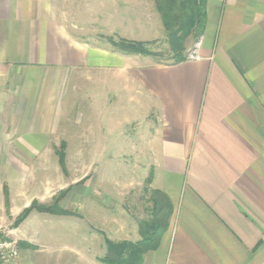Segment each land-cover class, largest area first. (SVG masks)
<instances>
[{"label":"crops","instance_id":"0c3cea01","mask_svg":"<svg viewBox=\"0 0 264 264\" xmlns=\"http://www.w3.org/2000/svg\"><path fill=\"white\" fill-rule=\"evenodd\" d=\"M109 9L110 25L126 21L119 4ZM72 15L67 0H0V153L55 152L68 128L69 77L91 78L78 125L108 116L110 129L107 140L101 132L82 140L83 151H116V135L138 125L151 189L172 208L142 264H264V0H205L184 53L201 39L198 59L170 64L85 44L71 32ZM113 81L119 106L115 89L112 98L95 89L113 90ZM112 217L110 241L140 240L139 223ZM70 246L62 248L79 264H100ZM44 264H53L48 253Z\"/></svg>","mask_w":264,"mask_h":264},{"label":"rangeland","instance_id":"374dc122","mask_svg":"<svg viewBox=\"0 0 264 264\" xmlns=\"http://www.w3.org/2000/svg\"><path fill=\"white\" fill-rule=\"evenodd\" d=\"M98 2L103 7L102 15L93 22L92 14ZM113 3L119 4L123 14H128L126 21L115 20L118 25L108 23L109 6ZM67 7L73 13L69 25L73 31H70L85 44L121 52L113 45L121 41L144 43L152 62L173 61L174 54L153 0H67ZM144 58L141 60H148ZM74 75L78 77L70 75L63 93L69 108L70 118L65 123L68 128L58 131L54 138L55 152L0 153V239L14 244L18 251L15 264H44L46 253L53 264L61 258H64L62 264H79L72 253L67 254L68 249L62 248L64 245H71V252L98 259L105 254V238L111 235L112 214L121 213L130 229L135 230L140 221L149 220L152 214V173L146 159L142 161L138 125L123 129L122 136L116 135V151L97 153L90 151L91 147L83 151L82 140L89 139L87 144L92 143L93 134L101 132L104 135L101 139L107 140L110 124L108 116L106 121L96 124L86 115L85 122L78 125L83 114L80 101L92 89L91 78L87 82L79 77L81 74ZM113 82L117 83L113 90L104 85L95 89L110 93L111 98L117 92L119 106L121 86L119 81ZM112 85L110 81L108 86ZM117 125L119 132V119ZM62 139L67 142L63 148L58 145ZM134 148L137 153L133 152ZM60 157L64 158L63 169ZM40 207H58L68 215L39 212Z\"/></svg>","mask_w":264,"mask_h":264},{"label":"trees","instance_id":"16d2710c","mask_svg":"<svg viewBox=\"0 0 264 264\" xmlns=\"http://www.w3.org/2000/svg\"><path fill=\"white\" fill-rule=\"evenodd\" d=\"M173 52V61H184L185 44L203 25L205 0H153ZM122 53L148 56L144 43L121 41L114 44ZM62 147H64L62 145ZM60 157V167H64ZM64 194V193H63ZM152 214L149 220L139 222L137 242L115 243L105 238V254L100 264H142L144 255L157 248L161 235L168 229L172 208L166 197L154 192ZM33 205L32 208H35ZM29 210H27L28 213ZM39 212L68 215L58 207L38 208Z\"/></svg>","mask_w":264,"mask_h":264},{"label":"built area","instance_id":"2783aa9c","mask_svg":"<svg viewBox=\"0 0 264 264\" xmlns=\"http://www.w3.org/2000/svg\"><path fill=\"white\" fill-rule=\"evenodd\" d=\"M201 45V39L194 43L192 49L187 53V60L195 61L198 59V52ZM18 258V251L14 244L5 239H0V264H15Z\"/></svg>","mask_w":264,"mask_h":264}]
</instances>
